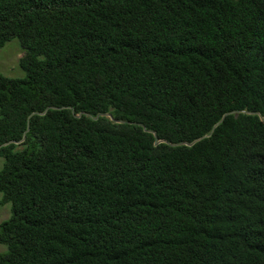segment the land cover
Instances as JSON below:
<instances>
[{"label":"trees","instance_id":"16d2710c","mask_svg":"<svg viewBox=\"0 0 264 264\" xmlns=\"http://www.w3.org/2000/svg\"><path fill=\"white\" fill-rule=\"evenodd\" d=\"M0 264H264V0H0Z\"/></svg>","mask_w":264,"mask_h":264},{"label":"rangeland","instance_id":"374dc122","mask_svg":"<svg viewBox=\"0 0 264 264\" xmlns=\"http://www.w3.org/2000/svg\"><path fill=\"white\" fill-rule=\"evenodd\" d=\"M24 54L20 43L17 39L9 41L2 49H0V75L7 77H23L24 71L19 66V60ZM4 160L0 158V169ZM1 199V194H0ZM10 215L9 205H0V223L7 219ZM5 247L0 246V251Z\"/></svg>","mask_w":264,"mask_h":264}]
</instances>
